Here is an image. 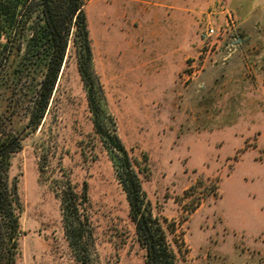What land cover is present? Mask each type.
<instances>
[{
  "label": "rangeland",
  "instance_id": "1",
  "mask_svg": "<svg viewBox=\"0 0 264 264\" xmlns=\"http://www.w3.org/2000/svg\"><path fill=\"white\" fill-rule=\"evenodd\" d=\"M226 1L237 41L210 53L200 34L223 17L219 0L84 5L108 112L178 264H264V0ZM10 111L0 103L21 138L9 171L21 204L15 264H77L67 222L95 264H146L72 46L38 128L27 103Z\"/></svg>",
  "mask_w": 264,
  "mask_h": 264
},
{
  "label": "trees",
  "instance_id": "2",
  "mask_svg": "<svg viewBox=\"0 0 264 264\" xmlns=\"http://www.w3.org/2000/svg\"><path fill=\"white\" fill-rule=\"evenodd\" d=\"M84 5L85 0H0V91L4 95L0 103L11 110L9 116L27 103L30 107L28 127L36 130L72 46L94 128L111 148L137 238L145 249L146 264H178L176 253L168 246L164 227L146 200L136 161L116 132L114 117L108 112L94 68ZM5 118L6 115L0 113V221L5 228L3 241L0 240V264H15L21 204L10 189L9 171L13 155L20 150L21 138L8 130ZM65 230L76 252L77 264H95L89 259L88 250L79 247L81 235L77 227L67 222Z\"/></svg>",
  "mask_w": 264,
  "mask_h": 264
},
{
  "label": "built area",
  "instance_id": "3",
  "mask_svg": "<svg viewBox=\"0 0 264 264\" xmlns=\"http://www.w3.org/2000/svg\"><path fill=\"white\" fill-rule=\"evenodd\" d=\"M219 7L223 17L208 16L205 21H203L204 29L201 31L200 39L202 49H204L206 53H210L214 49L215 51L220 49L221 44L226 42V40L230 41L227 43V48L230 50L229 47H234L237 41L236 38H231L233 30L238 24L235 12L230 8L226 0H219ZM216 13L217 11L214 7L210 15ZM200 54H203V51H201Z\"/></svg>",
  "mask_w": 264,
  "mask_h": 264
}]
</instances>
